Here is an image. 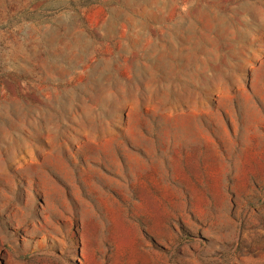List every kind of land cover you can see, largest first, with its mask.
Returning a JSON list of instances; mask_svg holds the SVG:
<instances>
[{"label":"rangeland","instance_id":"obj_1","mask_svg":"<svg viewBox=\"0 0 264 264\" xmlns=\"http://www.w3.org/2000/svg\"><path fill=\"white\" fill-rule=\"evenodd\" d=\"M0 264H264V0H0Z\"/></svg>","mask_w":264,"mask_h":264}]
</instances>
